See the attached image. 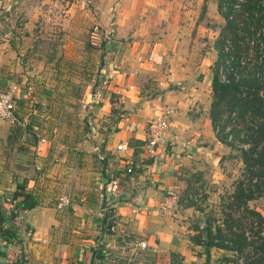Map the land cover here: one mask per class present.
Returning a JSON list of instances; mask_svg holds the SVG:
<instances>
[{
    "label": "crops",
    "instance_id": "obj_1",
    "mask_svg": "<svg viewBox=\"0 0 264 264\" xmlns=\"http://www.w3.org/2000/svg\"><path fill=\"white\" fill-rule=\"evenodd\" d=\"M45 1L53 19L60 3ZM62 1L63 20L91 2L109 30L74 87L59 82L64 66L55 56L73 44L45 50L30 42L23 53L52 55L12 61L13 34L0 50V85L13 81L22 92L14 119L0 121V264H226L228 250L197 241L198 209H159L168 189L180 196L222 179L228 145L207 113L213 72L195 50L201 36L220 35L219 0H105L103 8L104 0ZM35 32L22 36L37 41ZM162 105L173 109L167 137L148 157L146 125ZM117 143L124 149L114 150ZM60 192L70 197L63 210L53 207Z\"/></svg>",
    "mask_w": 264,
    "mask_h": 264
},
{
    "label": "trees",
    "instance_id": "obj_2",
    "mask_svg": "<svg viewBox=\"0 0 264 264\" xmlns=\"http://www.w3.org/2000/svg\"><path fill=\"white\" fill-rule=\"evenodd\" d=\"M220 12L224 16L220 35L225 32L234 44L247 36L250 31L248 24L252 29L258 25L264 26V8L256 6V0H245L230 20L226 19L225 12ZM238 22H241L240 26H237ZM236 30L242 34H237ZM244 32L247 34L244 35ZM209 84L211 101L207 113L211 125L218 121L222 124L221 116L224 114L225 119L230 111H235L233 133L236 135L247 128L249 146L244 151H238L241 171L220 208L224 214L222 225L211 227L210 223L206 224L203 230L198 231L197 241L202 245L231 251L240 258L241 264H264V217L246 204L247 200L256 196L264 199V81L248 76L224 84L217 81L213 71ZM2 221L4 219L0 217V233L4 232ZM200 235L203 236L202 241ZM223 240L228 244H223ZM229 261L236 262L232 259Z\"/></svg>",
    "mask_w": 264,
    "mask_h": 264
},
{
    "label": "rangeland",
    "instance_id": "obj_3",
    "mask_svg": "<svg viewBox=\"0 0 264 264\" xmlns=\"http://www.w3.org/2000/svg\"><path fill=\"white\" fill-rule=\"evenodd\" d=\"M58 1L60 4L57 7H54V9L49 12V15L51 12H53V19H50L49 16L47 19L45 18L48 15L46 11L50 10V8H48V3L45 0H0V50L4 45L6 48L9 47L8 41L10 40V38H12L13 34L16 35V38H12V40L16 43L15 45L17 46H15L14 51L8 48L7 55L8 60L12 61L16 58L20 60L23 56L25 57V59H29L30 57H32V52H28V54L23 53L24 48H26V46H28L30 42L37 44V48L43 47V49L45 50L56 45L58 49V45L65 43L73 44V46L68 49H64L63 47H61V50L63 52L56 53V51L55 56H59L58 61L61 62V65L64 66V68H62L64 72L61 73L59 82H62L65 79L70 83V85L74 87L73 84L75 80L80 76L79 67L85 57L89 56L91 61H94V64L98 60L100 49L102 48L103 41L106 38V31L109 30V24L105 23L104 25H102V23L99 22L97 18L99 14L98 9L96 7H93L91 2H84V6H87L85 8L89 11H83V7L81 6V8H78L79 16H77V18H75L71 22L66 21L65 19L63 20L62 15L64 13L62 12V8L64 2L62 0ZM103 7H105V0L102 1L101 8ZM95 12L98 13L95 14ZM92 25L97 28V31L99 33V46H92L88 42V32ZM33 30L36 31L35 33L37 35V41L35 38L30 40L29 37L25 35L22 36L23 34H28V31ZM65 30L66 34L69 32V36L66 39L61 35V32H65ZM71 30L75 32V34L71 35ZM3 33H6V35L3 36ZM220 36L221 35L219 34H214L208 37L201 36V38H198L197 40L201 42L200 44L198 43L199 45L195 49L196 58L198 61H201V59L204 58L206 61L203 63L207 64L208 70L210 72L214 71L217 62L219 61V47L221 42V40L219 39ZM45 50L36 52L33 54V56L41 55L44 57L45 55H52L48 52L45 53ZM8 83H5V85H0V90H4ZM54 88L58 90L57 92L61 91V86L55 85ZM262 94L264 102V90ZM220 120H224V114L221 116ZM218 134V140L228 145L226 153L225 155H223L225 158L224 160H222V179H220L217 183L209 180L197 182L194 185V188L205 185L204 191L202 193V198L197 203V205H192V207L194 206L200 211V221L205 225L210 223L211 227L222 225L224 214L222 213L220 208L222 207L223 202L227 200L226 196L229 192H231L233 182L237 179L241 171V163L238 158V150L235 149L233 144H229L226 141L222 140L223 134ZM246 204L250 207L256 208L257 212L261 213V215L264 217L263 198L256 196L255 198L247 200ZM247 232L248 230L246 231V234ZM229 253L230 256L226 257V264H234V262L229 261L231 259L236 261L235 264H241V260L238 256H236L231 251H229Z\"/></svg>",
    "mask_w": 264,
    "mask_h": 264
},
{
    "label": "built area",
    "instance_id": "obj_4",
    "mask_svg": "<svg viewBox=\"0 0 264 264\" xmlns=\"http://www.w3.org/2000/svg\"><path fill=\"white\" fill-rule=\"evenodd\" d=\"M244 2L245 0H221L220 10L225 12L226 19L230 20L239 11L240 5ZM256 6L264 8V0H256ZM240 25L241 22H238L237 26ZM248 29L250 30L247 32L248 34L244 32V35L247 34V36H244L243 40L235 41V44L230 40L228 34L223 33L221 35L219 61L214 68L218 82L225 84L228 81H237L248 76L257 78L258 81H264V26L258 25L257 28L252 29V26L248 24ZM236 32L239 35L242 34L240 30H236ZM99 41L97 28L92 25L88 32V42L92 46H99ZM21 94L20 88L13 82H9L4 90H0V120L12 121L14 119V105L21 99ZM172 114L173 109L171 106L162 105L154 118L146 125V140L142 147L146 156H153L154 149L165 142L167 126ZM235 120V111H230L222 124L217 122L212 124L211 127L215 134L222 133L224 140L233 144L236 150L244 151L249 146V130L242 129L235 135L233 133ZM39 140L41 142L45 141L42 137ZM171 141L175 142L176 140L171 139ZM124 147V144L117 143L114 150L124 149ZM97 158L102 159V155L97 156ZM132 167L131 159L125 158L123 161L124 171L131 174L133 173ZM204 186L184 191L180 196L173 193L170 189L166 190L165 195L159 202V209L172 216L173 213L182 211L183 207H185L184 204L197 205L202 198ZM53 201L55 209L63 210L69 205L70 197L67 192H60L54 197ZM204 226L205 224L200 222L198 231L203 230ZM199 239L202 241L203 236L200 235ZM213 241H216V239ZM222 243L228 244L224 240ZM138 245L142 246L143 243L139 242ZM169 264H173V260Z\"/></svg>",
    "mask_w": 264,
    "mask_h": 264
}]
</instances>
